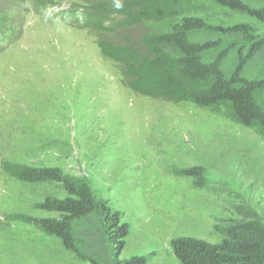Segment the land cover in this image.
<instances>
[{
    "label": "rangeland",
    "instance_id": "obj_1",
    "mask_svg": "<svg viewBox=\"0 0 264 264\" xmlns=\"http://www.w3.org/2000/svg\"><path fill=\"white\" fill-rule=\"evenodd\" d=\"M131 1L0 0V264H89L32 222L57 217L41 204L66 191L55 180L18 178L23 167H58L118 209L129 225L120 258L180 264L171 247L178 236L218 243L232 221L264 223L259 126L239 122L229 103L134 91L122 82L132 72L99 46L134 45L153 78L163 68L147 44L183 18L250 23L257 35L264 22L212 0H155L164 15L153 5L127 26H97L94 9L110 8L107 18L142 11ZM192 167L202 175L186 174Z\"/></svg>",
    "mask_w": 264,
    "mask_h": 264
},
{
    "label": "trees",
    "instance_id": "obj_2",
    "mask_svg": "<svg viewBox=\"0 0 264 264\" xmlns=\"http://www.w3.org/2000/svg\"><path fill=\"white\" fill-rule=\"evenodd\" d=\"M212 1L264 22V0ZM134 2L142 11L128 15L124 10L122 21L113 23L111 28L127 26V22L149 16L148 9L153 5L156 14L167 12L155 0L131 1ZM111 11L110 8L94 9L97 26H102V19ZM99 46L111 57L114 56L107 49L114 52L127 71L132 72L133 81L122 80L132 90L187 99L199 106L229 103L239 122L245 126L257 124L264 134V35L255 34L250 23L206 25L198 18H183L171 32L153 37L147 44L158 57L151 63L163 68L153 78L145 73L149 61L137 54L140 49L134 45ZM164 47L173 49L177 55L170 57L163 52ZM185 173L202 175L199 167L187 169ZM17 177L26 181L55 180L63 185L64 198L47 197L41 204L43 210L58 216L32 222L46 234L58 238L78 260L89 264L147 263L144 255L120 258L129 225L122 220L118 209L96 199L85 182L58 167H23ZM171 247L180 264H264V223L256 219L232 221L224 227L218 243L178 236L171 240Z\"/></svg>",
    "mask_w": 264,
    "mask_h": 264
},
{
    "label": "bare ground",
    "instance_id": "obj_3",
    "mask_svg": "<svg viewBox=\"0 0 264 264\" xmlns=\"http://www.w3.org/2000/svg\"><path fill=\"white\" fill-rule=\"evenodd\" d=\"M123 14L122 13H117V12H112L110 15V18H105L102 20V27L103 29H111V26L113 23H118L122 21Z\"/></svg>",
    "mask_w": 264,
    "mask_h": 264
}]
</instances>
